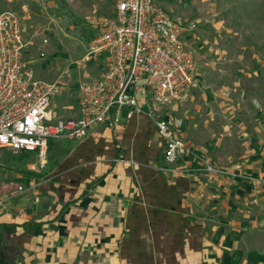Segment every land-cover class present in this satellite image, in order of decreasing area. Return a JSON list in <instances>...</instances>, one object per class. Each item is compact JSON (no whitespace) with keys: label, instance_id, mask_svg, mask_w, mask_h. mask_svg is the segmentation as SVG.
Wrapping results in <instances>:
<instances>
[{"label":"crops","instance_id":"1","mask_svg":"<svg viewBox=\"0 0 264 264\" xmlns=\"http://www.w3.org/2000/svg\"><path fill=\"white\" fill-rule=\"evenodd\" d=\"M186 43L196 82L170 115L183 120L191 154L166 168L146 107L131 118L123 109L118 124L78 141L79 151L51 142L45 170L26 163L29 171L13 177L24 192L9 191L0 213V228L24 236V264H87L96 256L109 264H264V123L224 106L214 87L221 80L206 70L212 61L192 34ZM62 95L57 115L77 113ZM205 163L221 171L208 172Z\"/></svg>","mask_w":264,"mask_h":264},{"label":"built area","instance_id":"2","mask_svg":"<svg viewBox=\"0 0 264 264\" xmlns=\"http://www.w3.org/2000/svg\"><path fill=\"white\" fill-rule=\"evenodd\" d=\"M111 2L114 15L95 23L96 33L79 62L82 67L102 61L103 69L79 83L77 113L69 116L54 110L64 82L39 78L24 58L21 16L0 11V151L36 152L44 158L51 142L84 139L99 125L118 124L123 109L131 118L145 106L162 137L166 168L191 154L181 138L183 120L170 115V107L192 97L197 61L186 37L196 25L156 0ZM204 165L208 172L221 171ZM23 192L19 186L18 194ZM10 198L0 196V213Z\"/></svg>","mask_w":264,"mask_h":264},{"label":"rangeland","instance_id":"3","mask_svg":"<svg viewBox=\"0 0 264 264\" xmlns=\"http://www.w3.org/2000/svg\"><path fill=\"white\" fill-rule=\"evenodd\" d=\"M156 1L167 7L166 0ZM4 10L14 11L22 18L25 60L41 79L63 82L61 77L67 79L60 100L65 101L64 105H75L79 83L85 80L87 73L97 77L103 69L102 61L82 67L79 62L96 33L95 23L114 15L111 0H0V11ZM170 12L196 25L188 36L192 34L197 39L200 50L212 61L206 62V70L221 80L214 87L226 98L224 106L228 104V108L238 109L241 118L242 114L246 115L245 122L263 124L264 0H170ZM41 53L45 56L41 57ZM143 109L146 110L145 106ZM78 141L56 140L55 146L61 145L65 151L76 150ZM45 159L46 156L42 158ZM42 160L39 154L29 159L22 152L1 150L0 179L3 181L0 186L4 190L1 197L9 198V191L24 186V181L13 177L29 171L24 170L26 163L45 170L48 164ZM23 238L22 233H6L0 228V264H24ZM96 258L86 263L109 264L107 259Z\"/></svg>","mask_w":264,"mask_h":264},{"label":"trees","instance_id":"4","mask_svg":"<svg viewBox=\"0 0 264 264\" xmlns=\"http://www.w3.org/2000/svg\"><path fill=\"white\" fill-rule=\"evenodd\" d=\"M24 224H26V223H24Z\"/></svg>","mask_w":264,"mask_h":264}]
</instances>
